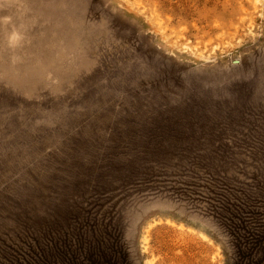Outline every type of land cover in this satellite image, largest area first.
<instances>
[{
  "label": "rangeland",
  "instance_id": "obj_1",
  "mask_svg": "<svg viewBox=\"0 0 264 264\" xmlns=\"http://www.w3.org/2000/svg\"><path fill=\"white\" fill-rule=\"evenodd\" d=\"M264 264V0H0V264Z\"/></svg>",
  "mask_w": 264,
  "mask_h": 264
},
{
  "label": "trees",
  "instance_id": "obj_2",
  "mask_svg": "<svg viewBox=\"0 0 264 264\" xmlns=\"http://www.w3.org/2000/svg\"><path fill=\"white\" fill-rule=\"evenodd\" d=\"M87 264H97L95 263L93 260H91L90 258L87 259Z\"/></svg>",
  "mask_w": 264,
  "mask_h": 264
}]
</instances>
